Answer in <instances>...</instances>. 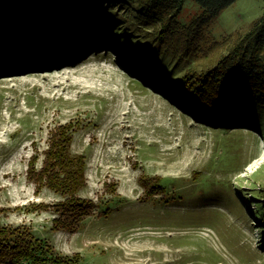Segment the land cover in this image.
<instances>
[{
    "label": "rangeland",
    "instance_id": "1",
    "mask_svg": "<svg viewBox=\"0 0 264 264\" xmlns=\"http://www.w3.org/2000/svg\"><path fill=\"white\" fill-rule=\"evenodd\" d=\"M112 4L98 1L87 13L124 33L125 54L110 44L46 69H0L2 223L28 228L67 264H264V224L256 219L264 105L245 115L259 130L200 118L176 103L175 88L185 74L214 68L262 18L264 0L236 1L178 50L156 39V19ZM202 11L186 0L176 20L188 27ZM25 42L33 44H18ZM137 68L167 76L163 93L133 74ZM59 126L71 129L72 154L86 162L80 196L96 205L74 234L52 229L63 198L28 174L34 163L41 169Z\"/></svg>",
    "mask_w": 264,
    "mask_h": 264
},
{
    "label": "trees",
    "instance_id": "2",
    "mask_svg": "<svg viewBox=\"0 0 264 264\" xmlns=\"http://www.w3.org/2000/svg\"><path fill=\"white\" fill-rule=\"evenodd\" d=\"M98 1L133 4L142 16L156 19L152 21L160 27L156 39L172 44L178 50L211 19L238 0H195L203 11L188 27L181 26L176 20L186 0H0V65H3L0 69H46L44 67L51 64L70 63L86 48L97 50L110 44L117 46L120 56L125 54L120 47V36L124 33L118 34L114 24L109 23L110 19L103 23L100 17L87 13L88 7ZM62 12L67 14L61 17ZM75 12L78 15H74ZM48 19L53 21L46 23L44 20ZM90 27L96 30L95 34L89 31ZM119 29L121 32L127 30L123 26ZM79 30L81 35L76 36ZM20 38L29 39L33 44H18ZM86 39L90 41L85 43ZM27 43L33 47L29 48ZM35 44L38 47L34 48ZM133 74L145 79L146 83L151 80V85L163 93L167 83L163 80L167 76L143 73L138 68ZM175 86L176 103L188 112H196L195 115L199 114L203 119L239 121L260 130L262 124L248 123L245 115L264 105V15L253 23L249 32L235 41L233 48L214 68L185 74ZM72 141L71 129L59 126L44 153L41 169L36 171L34 163L28 174L39 188H48L63 198L56 205L52 229L74 234L96 205L80 196L86 187V162L82 156L72 154ZM40 208L45 210L46 206L40 205ZM257 208L256 219L264 224V199ZM4 211L0 209V264H67V258L58 256L47 241L36 238L28 228L5 226L2 223Z\"/></svg>",
    "mask_w": 264,
    "mask_h": 264
}]
</instances>
